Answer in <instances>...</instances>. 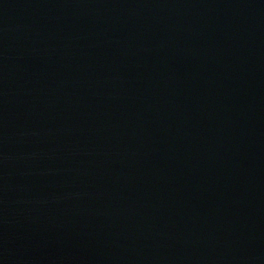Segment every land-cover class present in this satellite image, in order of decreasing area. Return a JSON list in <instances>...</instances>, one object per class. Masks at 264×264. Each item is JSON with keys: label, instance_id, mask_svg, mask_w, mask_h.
<instances>
[{"label": "water", "instance_id": "1", "mask_svg": "<svg viewBox=\"0 0 264 264\" xmlns=\"http://www.w3.org/2000/svg\"><path fill=\"white\" fill-rule=\"evenodd\" d=\"M0 264H264V0H0Z\"/></svg>", "mask_w": 264, "mask_h": 264}]
</instances>
